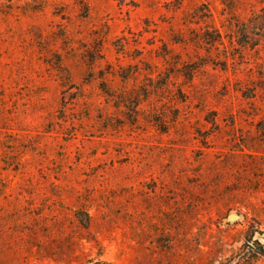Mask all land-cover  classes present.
<instances>
[{"label": "rangeland", "instance_id": "374dc122", "mask_svg": "<svg viewBox=\"0 0 264 264\" xmlns=\"http://www.w3.org/2000/svg\"><path fill=\"white\" fill-rule=\"evenodd\" d=\"M264 0H0V264H264Z\"/></svg>", "mask_w": 264, "mask_h": 264}, {"label": "trees", "instance_id": "16d2710c", "mask_svg": "<svg viewBox=\"0 0 264 264\" xmlns=\"http://www.w3.org/2000/svg\"><path fill=\"white\" fill-rule=\"evenodd\" d=\"M251 254L254 255V259L259 258V256H264V245L259 240H254L253 244H249Z\"/></svg>", "mask_w": 264, "mask_h": 264}, {"label": "water", "instance_id": "95a60500", "mask_svg": "<svg viewBox=\"0 0 264 264\" xmlns=\"http://www.w3.org/2000/svg\"><path fill=\"white\" fill-rule=\"evenodd\" d=\"M259 241L263 244V242L259 239Z\"/></svg>", "mask_w": 264, "mask_h": 264}]
</instances>
